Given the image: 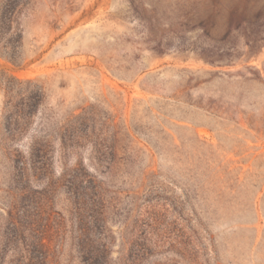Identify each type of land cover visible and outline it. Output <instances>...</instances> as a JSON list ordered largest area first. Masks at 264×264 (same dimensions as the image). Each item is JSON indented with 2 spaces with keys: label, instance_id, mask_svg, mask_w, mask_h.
<instances>
[{
  "label": "rangeland",
  "instance_id": "374dc122",
  "mask_svg": "<svg viewBox=\"0 0 264 264\" xmlns=\"http://www.w3.org/2000/svg\"><path fill=\"white\" fill-rule=\"evenodd\" d=\"M263 13L0 0V264H264Z\"/></svg>",
  "mask_w": 264,
  "mask_h": 264
},
{
  "label": "trees",
  "instance_id": "16d2710c",
  "mask_svg": "<svg viewBox=\"0 0 264 264\" xmlns=\"http://www.w3.org/2000/svg\"><path fill=\"white\" fill-rule=\"evenodd\" d=\"M8 23L10 25H12V18L8 19ZM248 26L249 27L247 29L241 28L239 31L235 32L237 34V36L242 35L243 38L246 39L245 45H246V47H248L250 52L254 51L257 48L264 47V13L261 16H259V18L254 19L253 22L249 23ZM172 35L175 37V39L178 38L177 33L176 34L173 33ZM204 36H205L206 40L209 42L208 45H206L204 42L202 45L198 46V44L195 42L192 46H189L186 49H184V48L179 49V48H177L178 46L175 49L177 51H179L180 53H187V52L192 53L193 52L198 57H200L204 63L211 65V66H216V65L222 64L223 56H218L215 53V46L210 45V43L213 42L210 35L208 33H206ZM229 36L230 35H227V38ZM204 45H206L207 49H205ZM161 47H164V46H161ZM165 47H167V46H165ZM156 51L158 53L157 55H163L168 51V49L167 48H159L158 50H155V52ZM198 51H199V54H198ZM16 83H19V82L16 80ZM29 84H30V82L26 83V85H29ZM7 91L12 92L13 90L11 88H7ZM19 91H21V90H19ZM41 91H42L41 88L38 89V91L36 93V95H37L36 98L39 99L41 97ZM35 108H36V106L34 105V106H32L31 109L33 110ZM32 113H30V114H32Z\"/></svg>",
  "mask_w": 264,
  "mask_h": 264
}]
</instances>
